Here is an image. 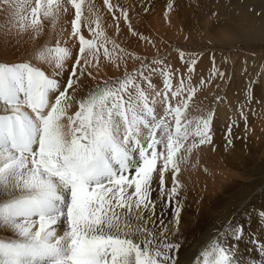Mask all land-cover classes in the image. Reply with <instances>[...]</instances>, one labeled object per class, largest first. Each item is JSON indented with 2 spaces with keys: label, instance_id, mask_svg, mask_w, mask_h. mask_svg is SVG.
<instances>
[{
  "label": "snow or ice",
  "instance_id": "6c2138e0",
  "mask_svg": "<svg viewBox=\"0 0 264 264\" xmlns=\"http://www.w3.org/2000/svg\"><path fill=\"white\" fill-rule=\"evenodd\" d=\"M103 3L119 32L129 10L111 0ZM0 12L18 31L36 36L46 22L56 25L72 15L71 37L78 40L75 55L57 39L35 51L36 63L0 62V227L13 234L0 238V264H179L181 245L171 242L156 209L162 215L175 200L178 231L181 163L200 145L213 144V113L197 119L187 113L200 86L225 76L214 58L209 77H201L198 86L192 84L197 58L186 59L177 50L185 73L162 59L141 61L134 71L92 85L77 99L101 50L117 67L129 55L105 35L93 0H0ZM128 28L136 35L130 23ZM5 31L11 34L10 27ZM157 75L163 79L160 90L152 82ZM73 104L77 110L69 114ZM254 215L264 219V208ZM246 234L242 223L218 232L193 264H238L235 254ZM258 248L264 252V241Z\"/></svg>",
  "mask_w": 264,
  "mask_h": 264
},
{
  "label": "bare ground",
  "instance_id": "6f19581e",
  "mask_svg": "<svg viewBox=\"0 0 264 264\" xmlns=\"http://www.w3.org/2000/svg\"><path fill=\"white\" fill-rule=\"evenodd\" d=\"M93 2L97 9H99L101 27L105 35L116 40L120 47L125 49L129 55L124 62L118 61L119 67H117L115 63L103 56V51L101 50L99 63L97 67H89L92 76L87 78V86L81 91L77 99L83 98L92 85L102 83L107 79L122 77L125 71H134L140 67L141 61L162 59L166 64H170L173 69H179L180 73H185L187 66L181 62L177 50L185 52L186 59L191 56L197 58L196 69L192 74V84L194 86L199 85L201 77L207 80L213 68V58L216 68L222 72L221 69L224 68L225 62L224 55H219L213 51H203L204 53L200 51L201 54L199 53L198 55L195 52H188L189 49L184 44L180 45L177 43L178 39L185 38L182 35L185 25L188 27L187 30L190 29L193 32L194 36L198 33L197 37L201 38L199 40L223 42L224 40H231L233 38V31H231L233 27L227 24L231 19L228 17L224 18V15L223 17L219 16L221 14H217L215 9L211 10L212 12L208 11L209 8L205 5L204 0H111L113 4H119L121 7L125 5L131 8L132 12H129L128 23L132 25V29L136 35H133L129 31L128 23H125L122 17L119 21L120 30L117 32L116 21L113 20L112 13L104 5L103 0H93ZM170 3L173 7L169 12L167 11V6ZM145 7L148 9L147 12L144 10ZM85 15H87V12H85ZM116 15H120L119 11L116 12ZM72 18V15L65 14L58 21L61 26H64L61 32L63 36L62 40L66 42L68 39H71L74 42L77 41L78 44V40L71 37L70 21ZM5 21H9L10 26L13 25L11 22L15 24L14 20H10L5 13L0 12V32L7 36L0 33V60L2 62L17 63L30 61L36 63L33 59L35 51L42 45H52L50 38L51 29L55 25L45 23L46 33H44V37H40L41 39L43 38L41 44H34L33 38L40 39L34 33L30 31L20 33L15 26L11 36L17 31L20 35L19 37L23 38L21 41L27 42L25 45L20 44L19 47H14L12 44L14 41L9 39V34L5 33ZM194 23H201V28L200 26H193ZM191 24H193L192 28ZM253 29L251 25H248L244 30L248 31L246 34H249L253 33L251 32ZM81 31L86 38H92L87 27L82 26ZM141 36L148 39H141ZM136 42L140 43V45H135ZM109 47L111 48L110 45ZM246 53H241L242 55L238 58L240 53L236 54L233 50L230 55V60L232 62L235 61L232 73L238 77V79L234 78L236 88L233 93L231 90L234 87L225 89V81L223 82L227 76L225 73L221 82L216 77L211 84L200 86L196 95L190 101L187 113L190 119H197L202 115H206L209 111L213 113V144L200 145L188 155L187 160L181 163V172L178 174L181 189L176 198V200H179L181 206V222L178 226V231L176 230L177 226L173 223V204L176 203L173 202L172 207H164L162 215L161 207H157L156 209L157 216L168 225L171 242L181 245L179 251L176 253L179 264H193L194 258L210 243L218 232L222 230L227 231L231 226L241 223L244 225L247 234L239 242L238 251L235 254L238 264H254V262L259 264L261 260H264V252H261L258 248V243L264 241V220H259V216L254 215L259 210L258 208H264V200L262 201L263 203L259 204V201L256 205L250 207V211L246 210V214H242L244 210L241 208V217L238 219L230 217V210L228 207H225L227 206L225 204L227 199L233 196L230 193L236 191L240 185L238 182L240 174L231 167L230 169L227 167V165L239 164L237 162V154H233L236 155L234 157L236 161L227 160L223 158L225 155L222 154L225 152L228 154L232 150H235L232 148L233 143H239L240 140L253 139L254 141L251 145L250 142L246 141L248 149L251 146L253 150L256 149L255 147H258L259 140L264 139V61L262 64L258 60L254 62L253 56H250V54L247 56ZM133 55L139 57V59H133ZM69 62L72 64L74 61L71 59L67 61V66L71 65H69ZM251 62L252 64H250ZM239 79L241 80L238 81ZM152 82L157 90L163 88L162 77L158 75L153 76ZM176 82L174 80V83ZM217 96L221 98L220 101L216 100ZM77 107L76 104H73V107L69 110L71 111L70 113L73 114L77 110ZM241 109L244 111L246 120L241 117ZM218 124L222 125V127H218ZM230 124H233L232 144L228 145L224 133H227ZM253 158L249 157L240 164L245 166L254 163L255 159ZM165 185L166 188L171 187L170 173L166 174ZM184 197L189 199L190 207H187L186 200L183 201ZM156 223L159 225V219ZM0 228V238H12L13 234L10 231L4 230L2 227ZM60 231L62 234V229Z\"/></svg>",
  "mask_w": 264,
  "mask_h": 264
},
{
  "label": "rangeland",
  "instance_id": "374dc122",
  "mask_svg": "<svg viewBox=\"0 0 264 264\" xmlns=\"http://www.w3.org/2000/svg\"><path fill=\"white\" fill-rule=\"evenodd\" d=\"M204 1H205V5L209 8L208 11L212 12L215 9L217 11V14H221L219 16L223 17V15H224V18L228 17L231 19V20L229 19L230 21H228L227 24L229 26L233 27V30H231V31H233V35H234L233 38L231 40H224L223 42H216L214 40H212L210 42H209V40L208 41L199 40L201 38L197 37L198 33L196 34V36H194L193 32H191L190 29H188L189 30L188 31L187 30L188 27L185 25L186 27L185 26L183 27L184 32L182 33V35H184L185 38L184 39H178L177 43L180 45L184 44V46H186L189 49L188 52H195L198 55H199L200 51H201V53H204L205 51L206 52L213 51L219 55H224L225 56V62H224V66H223L224 68H222L221 70L224 74L226 73L227 76H226V80H223V82L225 81V89H228V88L230 89L231 87L232 88L234 87L232 89L233 91L231 90V92L233 93L235 91V88H236L234 85L235 84L234 78L236 77L235 79H238V77L236 75H233V73H232V67H233V64L235 61L232 62L230 60L231 52H233V50H234L236 52V54L240 53V55H238V58L243 53L247 52L246 53L247 56H249V54H250V56H253L254 62H256L258 60V62H260L262 64L264 61V0H204ZM220 5L223 6V8H221ZM122 7L127 8L129 10V12H132V10L129 6L123 5ZM245 15H246V17H245ZM4 23H3L4 25L11 28V34H9L6 31H5V33L9 34V37H10L9 39H12L14 41V43L11 41L12 44L14 45V47L15 46L19 47L20 44L25 45V43L27 41L26 42L21 41V39H23V38L19 37L20 35L17 31L14 32L13 36H11L12 30L15 28L16 25L13 22H11L13 25L10 26L9 21H5ZM192 25L193 24H191V28H192ZM200 25L202 26L201 23H197V24L194 23L193 26L198 27ZM248 25H251L252 28H254L251 31L253 33L246 34L248 31H245L244 29L247 28ZM201 26H200V28H201ZM62 27H64V26L63 25L61 26V24L58 22L51 29V37L50 38L52 40L51 41L52 45H50V46H54V42L57 39H59L61 41L62 46L72 47L74 54H75L78 51L77 50L78 49L77 41L74 42L71 39H68L66 42L63 41L62 40L63 36L61 34L62 29H63ZM0 33L3 34L4 36H6L2 32H0ZM44 33H46L45 27H44L42 33L38 36V39L40 37H44ZM42 40H43V38L42 39L40 38L39 40H37V38H33L34 44H36V43L41 44ZM134 40H135V38H134ZM135 45L138 46V45H140V43L136 42ZM190 46H192V47L190 48ZM228 56H229V58H228ZM238 58L236 57V59H238ZM0 62H2V61L0 60ZM225 63H226V65H225ZM70 64L71 63L69 62V65ZM250 64H252V62ZM65 78H66V74H65ZM217 80L220 82L222 81V79H220L219 77H217ZM240 80L241 79H239L238 81H240ZM231 82H232L233 86H232ZM229 85H231V86H229ZM250 97H251V95H250ZM239 99H241V98L239 97ZM53 100H54V98H53ZM70 112L71 111H69V113ZM70 114H72V113H70ZM217 126L222 127V125L220 126V124H218ZM224 135L226 138V133H224ZM246 141L250 142V145H251V143L254 140L253 139L251 140V138H249ZM246 141L240 140L239 143H237V142H236V144L233 143L232 148L235 150H232L228 154H227V152L222 154V155H225V157H223V158H225L227 160L230 159L232 161H236V159L234 158V157H236V155H233V154H237V162L239 164L238 165L237 164L236 165L231 164L230 166L227 165V167H228V169H230V167H231L234 171H236L238 174H240V176L238 178L239 179L238 182L240 183V185L238 186L236 191H234V192L232 191L230 193L234 197L231 195L232 197L230 199H227V201L225 202V204L227 205L225 207H228V209L230 210V217H236L237 219L241 217L240 213H241L242 209L244 210V211H242V214H246L247 211H250V207L256 205L259 201H260L259 204L263 203L262 201L264 200V154H263L264 153V139L259 140L258 147H255L256 149H253V150H252L251 146H250L251 148L249 147V149H248V147H247L248 144L246 143ZM239 147H240V149H238ZM233 151H234V153H233ZM240 151H242V152L240 153ZM228 156H229V158H228ZM253 156H254V158H253ZM249 157L255 159V162H254L255 164L251 163V164H248L245 166L240 164L243 161L247 160ZM260 160H261V162H260ZM225 164H226V162H225ZM234 179H236V178H234ZM194 196H196V194H194ZM184 200L187 201V207H190L191 204L189 203V199L185 198V199H183V201ZM173 202H175V200ZM244 203H246V204H244ZM173 205H174L173 208H175L176 204H173ZM243 205L246 206V209H245V206H243ZM247 207H249V208H247ZM260 208L262 209V207H260ZM260 208H258V209H260ZM243 212H245V213H243ZM237 215H238V217H237ZM259 220H264V219H261L259 217Z\"/></svg>",
  "mask_w": 264,
  "mask_h": 264
}]
</instances>
